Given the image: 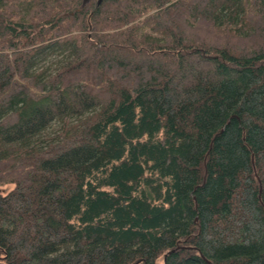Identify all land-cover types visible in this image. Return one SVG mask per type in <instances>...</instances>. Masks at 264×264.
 Here are the masks:
<instances>
[{
    "label": "trees",
    "instance_id": "obj_1",
    "mask_svg": "<svg viewBox=\"0 0 264 264\" xmlns=\"http://www.w3.org/2000/svg\"><path fill=\"white\" fill-rule=\"evenodd\" d=\"M0 264H264V0H0Z\"/></svg>",
    "mask_w": 264,
    "mask_h": 264
},
{
    "label": "rangeland",
    "instance_id": "obj_2",
    "mask_svg": "<svg viewBox=\"0 0 264 264\" xmlns=\"http://www.w3.org/2000/svg\"><path fill=\"white\" fill-rule=\"evenodd\" d=\"M78 55H81V53L78 52ZM139 61L142 62V63H147V58L144 57V59H142V57H141V59ZM197 62H198V64H197L198 67L203 68V69L210 66V62L209 61H200V60H198ZM186 81H187L186 83H189L190 81H192V77L191 76H188ZM7 187L8 186H6V188Z\"/></svg>",
    "mask_w": 264,
    "mask_h": 264
},
{
    "label": "water",
    "instance_id": "obj_3",
    "mask_svg": "<svg viewBox=\"0 0 264 264\" xmlns=\"http://www.w3.org/2000/svg\"><path fill=\"white\" fill-rule=\"evenodd\" d=\"M85 1H87V0H82V3H84ZM101 0H96V4H98L99 2H100ZM78 10V8H76V9H74V11H77ZM196 218H194V220H195Z\"/></svg>",
    "mask_w": 264,
    "mask_h": 264
}]
</instances>
